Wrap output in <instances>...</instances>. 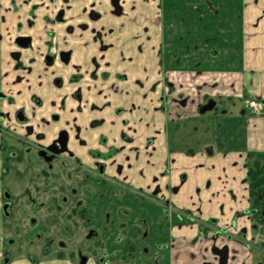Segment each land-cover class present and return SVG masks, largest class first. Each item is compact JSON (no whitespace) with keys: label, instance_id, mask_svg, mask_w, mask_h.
Wrapping results in <instances>:
<instances>
[{"label":"crops","instance_id":"0c3cea01","mask_svg":"<svg viewBox=\"0 0 264 264\" xmlns=\"http://www.w3.org/2000/svg\"><path fill=\"white\" fill-rule=\"evenodd\" d=\"M204 1L194 7L210 13L209 33L194 40L186 28L175 34L166 12L163 18L144 0L87 30L78 27L87 20L73 15L89 4L73 5L60 31L64 38L65 26H74L66 36L74 50L69 71L84 76L81 100L69 97L64 113L54 110L68 122L60 128L71 131L85 162L92 163V150L112 154L98 159L105 175L96 210L110 220L102 256L111 264L217 263L215 248L228 249V264L261 263L249 248L263 250L264 218L248 213V174L249 154L264 153V0ZM102 27L105 43L92 31ZM209 101L226 107L202 113ZM253 101L263 110L251 108ZM94 120L104 122L90 131ZM135 195L145 204H129ZM2 196L0 181V205ZM6 237L0 230V256ZM39 263L76 264L55 257ZM6 264L34 263L25 256Z\"/></svg>","mask_w":264,"mask_h":264},{"label":"flooded vegetation","instance_id":"af4514ba","mask_svg":"<svg viewBox=\"0 0 264 264\" xmlns=\"http://www.w3.org/2000/svg\"><path fill=\"white\" fill-rule=\"evenodd\" d=\"M93 1L96 2L92 3V0H0V175H9L11 170L17 173L20 195H16V190L14 194L28 203L27 212L31 211L35 218L36 213L39 212L36 210L41 212L52 210L57 220L65 217L75 219L74 217L77 216L82 218L86 208V195L92 193V188H89L87 183L90 178L87 165H85L86 168L84 167L85 178L80 175L74 176L71 172L74 170L73 165L82 157L72 147L71 131L65 128L68 122L61 124L62 116L54 110L59 107L64 113L69 97L81 100L83 95L81 83L84 76L70 74L69 71L74 50L71 40L66 36L69 37L75 28L72 25H66L64 38L60 33L73 5L89 4V7L82 8L81 13L73 15L75 20L79 18L87 20V24L82 22L78 24L81 30H87L90 23L105 20L109 22L113 17H119L124 13L123 0H119L123 8L122 12H118L113 2L111 9L104 12L106 7L103 5L105 3L106 6L107 1ZM51 7H54L53 11L50 10ZM92 31L98 40L105 43L108 34L104 33V27L93 28ZM104 43L102 48H108V45ZM75 86L77 89L72 91ZM210 102L213 101H209L204 107ZM216 108L215 103V107L210 111L213 112ZM103 122V120L90 121L89 130L94 131L98 125L102 126ZM60 125L65 126L60 128ZM75 128V140L80 146L87 145V140L81 137L80 127ZM63 132L68 135V151L58 153L63 147L61 146ZM111 157L112 155L109 158ZM74 159L76 162L73 161ZM100 166H103V174L100 172ZM96 167L99 177L96 181H99L105 175V164L98 162ZM64 171L67 172L68 177L71 176L70 180L79 181L75 182L74 187L73 181H66L65 186L58 184L59 174L62 176ZM60 186L63 187L64 193L59 191L62 196L58 198ZM6 194L10 195V199H6ZM14 194L9 188L3 189V209L5 204H9L7 215L10 214V210H14V204H16L13 199ZM38 198L40 204L35 203L34 207L31 200L37 202ZM249 212L259 220L264 218V213L256 214L252 207ZM90 215L83 219L84 221L87 219L86 226ZM32 223H36V219H33ZM88 230V238L98 237L97 226L95 229ZM66 245L64 242L61 247ZM102 246L90 256L79 253L76 264H80L82 257H87V264L91 257L95 258L96 264L102 262L107 264L105 258L100 256ZM262 246V252H264V243ZM215 249L212 252L217 258V263L206 264L220 263L221 257ZM220 250H223V259L225 262L227 260L226 264H228V249ZM42 251L45 257L50 256L45 249ZM61 253L58 251L57 258H63L60 256ZM10 254H12L10 250L3 248V256L7 258ZM17 258L6 259V263ZM34 264H40L39 260H34Z\"/></svg>","mask_w":264,"mask_h":264},{"label":"rangeland","instance_id":"374dc122","mask_svg":"<svg viewBox=\"0 0 264 264\" xmlns=\"http://www.w3.org/2000/svg\"><path fill=\"white\" fill-rule=\"evenodd\" d=\"M107 1V2H106ZM106 6L105 3L103 7H107L108 9H111L112 7V0H106ZM126 4V7H129L131 5V10L135 8V0H123ZM139 1V0H137ZM147 3H154V6L156 8V11L158 14L163 16V12H166L165 18H169L170 22L173 26V32L176 33H183L186 32L184 29L188 31L187 34L190 35V38L193 39L200 37H203L207 35L209 32H207L206 27V16L210 13L207 11H202L198 8H195L194 6H199V4L202 2L206 5V2L204 0H144ZM96 1L92 0V3ZM190 2V3H189ZM91 3V4H92ZM137 4H140L139 2ZM186 7H194L196 10L183 9V6ZM207 6V5H206ZM212 7V6H210ZM162 10V11H161ZM212 11H214L218 18L222 21V18L220 17V14L218 11H215V9L212 7ZM98 12V11H97ZM213 12V13H214ZM99 13V12H98ZM203 23V25H202ZM82 24H87L86 22H82ZM170 26V28L172 27ZM114 28H111V30ZM194 40V39H193ZM106 45V44H105ZM106 52V51H104ZM190 53V51L188 52ZM187 53V54H188ZM238 106H243V101L241 99L237 100ZM228 106V105H227ZM225 104L223 102H219L216 108L217 111H224ZM214 111V112H215ZM214 112H209L214 113ZM84 147V146H80ZM79 151V149L75 148ZM88 157H92L93 161L91 164L88 162L83 161V158H80V161L76 162L74 159L73 161L76 162L75 165H73V169L71 172H73L74 176L80 175L82 178H85L84 172H86L85 168L87 165L88 168V174L90 175L88 183V187L93 189L92 193L87 194L88 199L86 201V208H85V217L84 214L82 218L79 216L74 217L75 219H71L69 217L68 219L65 218H58L55 214H53L52 210L49 212H41L40 210L38 213H36V218L34 214L30 211L27 212L28 203L24 201L23 198H18L14 194V190L16 188H19L18 183V176L17 173L13 170L10 171L9 175L2 174L0 175V181L3 185V189L6 188L10 189L12 193L14 194L13 199L16 201V204H14V210H10V214L7 215L6 212L3 209V204L0 205V230L4 232L5 235H7L6 239L3 240L2 247L4 249L10 250L12 254L7 256H0V264H6V259H15L17 257H25L27 256L32 263H34V260H39L42 258H51V257H58V251L62 252L60 256L63 258H57V259H63V260H71L74 263H77V259L79 256V253H84L87 256L92 255V253L99 249L100 246H102V237L104 236L105 231L107 230L108 226L106 222H109L110 220L107 218H101V214L95 215L97 210V204H98V197L102 193V183H98L99 181H96L98 178L97 173V167L96 164L99 162L98 159H108L112 154H105L101 155V153L92 151L91 153L88 152ZM83 165V166H81ZM92 165V167H91ZM85 167V168H84ZM77 169V170H76ZM118 171V170H117ZM60 181L58 184H63L65 186L66 181H73L71 176H67V172L64 171L61 174H59ZM20 181V180H19ZM82 181V180H80ZM75 182L79 181H73L72 186L74 187ZM62 185V186H63ZM58 187V198L62 196L64 193L63 187ZM117 189L118 187L115 186ZM113 186L108 187L109 192L115 189ZM61 191L62 194L59 193ZM114 191V190H113ZM135 199L133 202L129 204H136V205H142L145 204L143 202V199L135 195ZM123 198L122 194L117 195V199ZM31 203L35 207V203L40 204V200L38 198L37 202L31 200ZM57 203H59V200H57ZM127 204V203H126ZM147 204V202H146ZM40 206V205H39ZM33 207V208H34ZM50 208V207H49ZM91 213V215H90ZM94 213V214H92ZM90 217L88 218L87 226L86 221L83 219L86 218V216ZM250 215V212H249ZM63 217V216H62ZM36 219V223H32V220ZM85 222V223H84ZM57 223V224H55ZM92 223V224H91ZM94 224V225H93ZM86 226V228H85ZM97 226L99 235L98 237L94 238H88V229L92 228L95 229ZM91 231V230H90ZM93 232V231H92ZM89 235V234H88ZM105 238V236H104ZM66 242V246L61 247V244ZM1 245V244H0ZM250 250H255L256 257L259 258L261 261L260 264H264V252L261 251V247H251L249 246ZM43 249H45L47 252L50 253V257H45L43 254ZM258 251V254L256 252ZM102 256V254H100ZM105 260L107 261V264H111V257L107 258V256H104ZM110 260V261H109Z\"/></svg>","mask_w":264,"mask_h":264},{"label":"trees","instance_id":"16d2710c","mask_svg":"<svg viewBox=\"0 0 264 264\" xmlns=\"http://www.w3.org/2000/svg\"><path fill=\"white\" fill-rule=\"evenodd\" d=\"M250 196L256 214L264 213V153L249 154Z\"/></svg>","mask_w":264,"mask_h":264},{"label":"water","instance_id":"95a60500","mask_svg":"<svg viewBox=\"0 0 264 264\" xmlns=\"http://www.w3.org/2000/svg\"><path fill=\"white\" fill-rule=\"evenodd\" d=\"M112 2H113V6L115 8H117L118 12H122L123 8L120 6L119 0H113ZM214 107H215V102L214 101L210 102L206 107L203 108L202 113L210 111ZM61 146H63V147H62V149L60 151H58V153L68 151V135H67L66 132H63L61 134ZM100 172H101V174H103V166H100ZM6 199H10V195L9 194H6ZM8 207H9V204H5L4 205V211L6 212V214H8ZM215 250H216V253L221 257L219 264H226L227 260L225 262L224 259H223V254H222L223 250H220V249H215ZM225 253H227V251H225ZM87 261H88L87 257H82L80 264H87Z\"/></svg>","mask_w":264,"mask_h":264},{"label":"built area","instance_id":"2783aa9c","mask_svg":"<svg viewBox=\"0 0 264 264\" xmlns=\"http://www.w3.org/2000/svg\"><path fill=\"white\" fill-rule=\"evenodd\" d=\"M250 107L253 108L255 111L263 110V105L257 102H250Z\"/></svg>","mask_w":264,"mask_h":264}]
</instances>
